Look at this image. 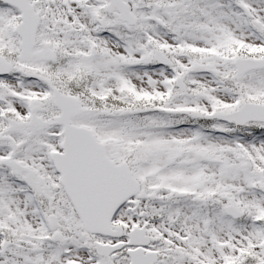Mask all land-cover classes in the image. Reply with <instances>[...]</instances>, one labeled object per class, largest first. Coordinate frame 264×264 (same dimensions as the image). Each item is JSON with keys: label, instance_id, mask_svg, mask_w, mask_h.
Returning <instances> with one entry per match:
<instances>
[{"label": "snow or ice", "instance_id": "6c2138e0", "mask_svg": "<svg viewBox=\"0 0 264 264\" xmlns=\"http://www.w3.org/2000/svg\"><path fill=\"white\" fill-rule=\"evenodd\" d=\"M0 264H264V0H0Z\"/></svg>", "mask_w": 264, "mask_h": 264}]
</instances>
